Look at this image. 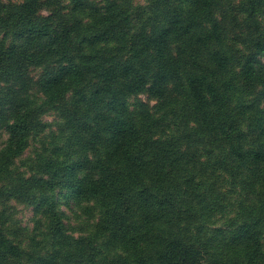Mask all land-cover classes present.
Here are the masks:
<instances>
[{"label": "trees", "instance_id": "trees-1", "mask_svg": "<svg viewBox=\"0 0 264 264\" xmlns=\"http://www.w3.org/2000/svg\"><path fill=\"white\" fill-rule=\"evenodd\" d=\"M0 130V264H264V0H0Z\"/></svg>", "mask_w": 264, "mask_h": 264}, {"label": "rangeland", "instance_id": "rangeland-1", "mask_svg": "<svg viewBox=\"0 0 264 264\" xmlns=\"http://www.w3.org/2000/svg\"><path fill=\"white\" fill-rule=\"evenodd\" d=\"M236 0H233V2L235 3ZM222 7L220 8V10H225L228 8L227 2H222ZM228 28H233L231 25H228ZM236 30V29H234ZM31 75L34 76V74L32 72H30ZM236 95H234V98L232 100V104H235V100H236ZM138 101H144L148 104H152L154 102V100L146 93H140V94H135L132 95L129 99H128V103L130 104V106L135 107L136 103ZM41 117V128L42 131H40L38 136H42L46 133H52L55 132L56 130L58 131L60 129L61 123L58 120L57 117V112L52 109V108H47L44 111H42L39 115ZM244 123V122H243ZM36 135V134H35ZM35 135L32 136V139L30 141V145L28 149H31L28 151V153L26 154V156H24V159L22 160V164H20L22 167L25 166H29V164L32 162L33 158L35 157V150L37 148L41 147V142H39V139L37 140ZM2 136V130H0V137ZM25 162V163H23ZM11 206V212H12V218L13 220H16V222L19 224L20 227L24 228L26 227V231H28V227L30 226V223L32 221V209H33V204L29 203V202H18L15 200L12 201H2L0 199V207L1 206ZM60 209L63 211V213L68 216L65 220H70L71 222H75L74 219V205H67L65 204L63 198L61 199V202L59 203ZM65 216V217H66ZM6 228H7V232L12 230V225L9 222H6ZM19 229V228H18ZM23 229L24 235L27 236V232ZM22 234V229L19 231V235ZM29 235V234H28ZM30 237V236H29ZM20 240H22V243L20 242V245L22 246H26L25 249L29 248V242L28 239L26 238H20ZM19 242V241H18Z\"/></svg>", "mask_w": 264, "mask_h": 264}]
</instances>
